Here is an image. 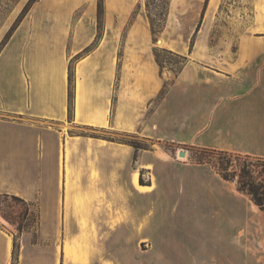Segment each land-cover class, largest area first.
I'll return each mask as SVG.
<instances>
[{"label": "crops", "instance_id": "crops-1", "mask_svg": "<svg viewBox=\"0 0 264 264\" xmlns=\"http://www.w3.org/2000/svg\"><path fill=\"white\" fill-rule=\"evenodd\" d=\"M25 2L11 8L0 39ZM225 3L169 0L154 38L145 0H103L97 39L98 0L33 2L0 50V194L36 206L38 224L20 233L13 262L15 225L0 212V264H121L99 253L81 224L108 222L111 202L123 208L128 191L152 190V176L167 190L172 182L179 190L221 188L234 196L229 207L241 198L237 185L212 167L183 161L190 155L185 147L264 158V0L228 3L230 10ZM157 48L184 56L176 73L160 69ZM73 129L115 132L150 146L135 150L128 140ZM181 150L179 166L161 172L157 163ZM131 160L136 169L126 184L122 169ZM139 171L147 175L144 184ZM249 201L252 210L264 211Z\"/></svg>", "mask_w": 264, "mask_h": 264}, {"label": "rangeland", "instance_id": "rangeland-1", "mask_svg": "<svg viewBox=\"0 0 264 264\" xmlns=\"http://www.w3.org/2000/svg\"><path fill=\"white\" fill-rule=\"evenodd\" d=\"M18 1L0 0V26ZM245 1L225 0L223 9L232 8L228 3L239 6ZM168 2L169 0H145L147 14L155 26L163 24ZM1 48L0 45V50ZM158 53L163 67L169 66L176 70L180 66V59L174 54L163 49H159ZM70 65L74 67L73 63ZM73 132V134H86L111 142L133 139L128 135L124 136L115 132L103 133L84 129H73ZM136 140L140 141L143 146H150L147 141ZM164 146L166 149L172 148L169 144H164ZM185 149L189 150L190 155L183 158V161L189 167L208 166L219 173L217 168L220 163L227 161L228 154L225 152L198 147H185ZM178 157L181 156L172 155V158H168L169 160L163 163L158 162L157 166L161 168V172L170 173L171 169L179 166L175 164L176 161H181ZM259 159L264 158L255 156L249 158L257 165ZM233 162L237 163V161ZM111 164L112 162H110L111 168H116V165ZM232 166L228 169L229 171ZM135 169V160L129 161L127 167L122 169L126 176V184ZM255 169L259 170L260 167L256 166ZM139 177L143 182H147V175L144 171H139ZM152 179L154 188L147 193L138 196L128 191L123 208L111 202L108 222L102 223L99 220L81 224L84 232L92 235L93 247L99 253H107L111 263L221 264L224 260L231 258L234 261L237 260L239 264H264V211L252 210L247 204L248 202L250 204L248 195L238 190L239 197L242 199H237L234 206L229 207L234 196L230 197L221 188L216 187L209 192L199 186L189 188L184 184V187L179 190L178 183L172 182L170 189L167 190L163 186H157L155 176H152ZM158 180L159 183L162 181L160 175ZM237 180L236 175L230 181L237 185ZM11 195L0 197V208L14 221L13 235L19 232L18 227H24L25 230L35 229L38 224L37 207H27L25 200L22 202ZM97 196L95 193L94 199H97ZM113 198L111 192V199ZM27 208L29 209L28 214L26 213ZM258 220L260 224L257 223ZM240 229H245L246 236H242ZM32 239L37 240L36 233ZM246 243L253 249V252L245 248ZM189 253L200 254V256L191 257L187 255Z\"/></svg>", "mask_w": 264, "mask_h": 264}, {"label": "trees", "instance_id": "trees-1", "mask_svg": "<svg viewBox=\"0 0 264 264\" xmlns=\"http://www.w3.org/2000/svg\"><path fill=\"white\" fill-rule=\"evenodd\" d=\"M36 0H28L21 12L19 13L18 17L14 21V23L11 25V27L8 29L6 34L4 35L0 45L3 46L6 41L9 39L11 36L13 30L15 29L16 25L18 22L21 20V18L24 16L28 8L35 2ZM147 5V4H146ZM147 8V6H146ZM103 13V0H98V29L99 32L97 34V39L100 37L101 34V16ZM148 15V14H147ZM166 15V14H165ZM149 21H150V26H151V31L153 34V37L155 38L156 35L162 30L164 26V22L160 26H155L153 20L151 17L148 15ZM165 50V49H163ZM159 48L155 49V57L156 60L159 64L160 69L163 68V65L161 61L159 60ZM167 51V50H166ZM176 56V55H175ZM180 59V66L183 64L185 61L184 56H177ZM180 66L176 69L173 70L175 73L179 70ZM69 117H71L72 114V101H73V91H74V67L69 66ZM166 88V85H165ZM164 92V89H163ZM161 92V94L163 93ZM129 144H131L135 150L139 149H147L149 146H143L140 141L136 139H131L127 141ZM205 150H211V151H221V150H215V149H207L203 148ZM227 153V161L220 163L219 167L217 168L220 175L226 179V180H232L236 175L238 176L237 180V189L240 192H243L244 194L248 195L249 198L262 210H264V159L261 160L259 159L257 163L252 162L249 160L250 156L248 154H238V153H232V152H227V151H221ZM256 157V156H255ZM233 161H237L235 164ZM233 165V166H232ZM232 166V169L229 171L228 169ZM258 166L260 169H255V167ZM141 184H144L143 180L140 178L139 179ZM2 195H8L6 193L0 194V197ZM11 195V194H10ZM11 197L19 199L20 201L24 202V199L21 197H17L15 195H11ZM27 202V201H25ZM27 207L30 206V203H26ZM29 209H26V213L28 214ZM1 214L10 222L14 223V221L11 219L10 216L5 214L2 209L0 208ZM25 230L24 227H18V233L13 235V250H12V259L13 262L17 260L18 257V252H19V246H20V233Z\"/></svg>", "mask_w": 264, "mask_h": 264}, {"label": "bare ground", "instance_id": "bare-ground-1", "mask_svg": "<svg viewBox=\"0 0 264 264\" xmlns=\"http://www.w3.org/2000/svg\"><path fill=\"white\" fill-rule=\"evenodd\" d=\"M180 156V155H179ZM181 157H185V156H181ZM65 252L66 253H71L70 252V248L68 247V245L65 244Z\"/></svg>", "mask_w": 264, "mask_h": 264}, {"label": "water", "instance_id": "water-1", "mask_svg": "<svg viewBox=\"0 0 264 264\" xmlns=\"http://www.w3.org/2000/svg\"><path fill=\"white\" fill-rule=\"evenodd\" d=\"M178 155H180V156H185V151H184V150L179 151V152H178Z\"/></svg>", "mask_w": 264, "mask_h": 264}]
</instances>
